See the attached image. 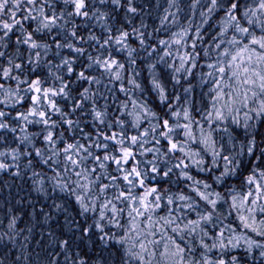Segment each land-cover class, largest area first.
Instances as JSON below:
<instances>
[{"label":"snow or ice","instance_id":"1","mask_svg":"<svg viewBox=\"0 0 264 264\" xmlns=\"http://www.w3.org/2000/svg\"><path fill=\"white\" fill-rule=\"evenodd\" d=\"M0 264H264V0H0Z\"/></svg>","mask_w":264,"mask_h":264}]
</instances>
